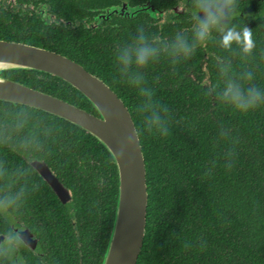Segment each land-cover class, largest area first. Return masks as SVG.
Here are the masks:
<instances>
[{
	"label": "trees",
	"instance_id": "1",
	"mask_svg": "<svg viewBox=\"0 0 264 264\" xmlns=\"http://www.w3.org/2000/svg\"><path fill=\"white\" fill-rule=\"evenodd\" d=\"M180 4L185 11H177ZM63 6L69 8L70 3ZM99 6L101 0H79L81 10ZM136 6L131 8L147 6L150 11H138L103 30L61 36L65 52L110 87L134 122L148 196L136 264H264V105L240 113L221 103L213 91L223 87L221 62L230 64L234 78L251 70L252 83L264 89V0H237L230 21L237 29L252 30L256 46L250 56L235 44L230 50L222 48L220 34L214 32L190 58L173 65L161 55L141 70L154 99L169 110L167 136L144 130L137 111L144 97L119 76L115 53L140 28L161 45L178 33L191 39L195 10L192 0H145ZM166 11L169 17L159 20ZM60 15L72 20L73 13L62 10ZM6 19L0 14V39L5 40ZM38 40L33 35L25 42L42 45ZM73 43L78 45L70 50ZM1 76L97 115L79 92L60 80L28 71ZM32 160L56 174L70 191L69 202L57 199L31 168ZM0 173V196L27 181L29 195L15 213L22 220L29 214L31 224L36 222L34 233L39 242L50 243L53 259L102 264L114 222L118 176L101 143L63 119L0 102ZM41 221L47 223L46 232Z\"/></svg>",
	"mask_w": 264,
	"mask_h": 264
},
{
	"label": "water",
	"instance_id": "2",
	"mask_svg": "<svg viewBox=\"0 0 264 264\" xmlns=\"http://www.w3.org/2000/svg\"><path fill=\"white\" fill-rule=\"evenodd\" d=\"M142 10L149 9L147 6L134 9L124 5L119 13L132 17ZM8 70H33L67 82L90 102L97 115L2 77L1 73ZM0 101L63 119L93 136L106 148L116 166L118 193L112 231L102 264H136L146 228V169L138 135L136 142L126 148L123 155L119 151L135 129L122 100L102 80L60 55L21 43L0 41ZM31 165L61 202L70 199L68 189L43 162L35 160ZM20 236L25 240L28 235L23 236L22 233ZM2 240L0 236V242Z\"/></svg>",
	"mask_w": 264,
	"mask_h": 264
},
{
	"label": "clouds",
	"instance_id": "3",
	"mask_svg": "<svg viewBox=\"0 0 264 264\" xmlns=\"http://www.w3.org/2000/svg\"><path fill=\"white\" fill-rule=\"evenodd\" d=\"M192 6L195 14L192 18L191 39L185 34L178 33L171 42L161 45L140 28L135 36L116 50L115 63L119 76L136 87L139 94L144 97L137 111L143 117L144 130L149 134L167 136L170 115L168 108L154 99L153 90L145 86L146 80L142 69L158 61L161 55L167 56L173 65L190 58L198 46L206 44L213 38L214 32L220 34V46L226 50L232 49L235 44L245 56H250L256 46L250 28L245 26L243 29H237L235 25L230 24L237 9V0H192ZM230 72V64L221 62L220 74L224 77L223 87L219 91L213 89L221 103L240 113H247L264 105V89L252 83L251 70L239 78H234ZM136 140L137 133L134 129L120 147L121 155ZM228 166L230 167L231 164ZM3 179L4 174L0 173V180ZM28 195L29 187L25 181L14 191L0 196V215L10 214L19 209ZM23 244L24 240L19 232L10 229L5 234V240L0 242V247L15 251Z\"/></svg>",
	"mask_w": 264,
	"mask_h": 264
},
{
	"label": "flooded vegetation",
	"instance_id": "4",
	"mask_svg": "<svg viewBox=\"0 0 264 264\" xmlns=\"http://www.w3.org/2000/svg\"><path fill=\"white\" fill-rule=\"evenodd\" d=\"M64 2L70 3V7H64ZM142 3L144 4L145 0H101V6L96 8L88 7L86 10H81L79 8V0H0V14H4V16L7 18L6 20H2V24L4 28H6L8 31V39H0V41L21 43L28 46L36 47L48 51L50 53L60 55L80 65L78 62L72 59V57L68 55L67 52H65L66 49L64 47L61 36L64 34L65 36L71 35L78 37L80 31L83 30L89 32L91 29L95 30L98 27H101L103 30L108 26H117L118 21L126 18L124 15L119 13L122 6L133 4L131 5V7H133L134 5L136 6V4H138L136 7H141ZM112 9H115V11H111ZM180 9L182 11H185V5L183 6V4H180L177 7V11ZM62 10H70L73 13L72 20H67L65 19V17L61 16L60 12ZM156 16H159V14H156ZM167 17H169V15L166 11L163 15L160 16L159 20L164 21ZM33 35L39 36L38 41L42 45L29 44L25 42L26 40L30 39ZM77 45V43H73L70 50H72V48L76 47ZM80 66L85 69L82 65ZM8 71L35 72L38 74H42V78L44 79L45 76H49L53 80H60L69 85L67 82L53 75L33 70ZM69 86L72 89L76 90L71 85ZM76 91L79 92L78 90ZM33 161L35 160L29 162L31 168L34 170L37 176L48 186V184L38 175L37 171L32 167L31 164ZM49 170L55 176V178L62 184L61 180L56 176V174L53 173L50 168ZM69 196L70 199L66 202H69L71 200L70 191ZM52 215L57 218V214ZM60 216H62V214H60ZM23 217L24 219L22 220L20 215L15 213V211L11 212L10 214L0 215V236L3 237V240L1 242L5 240V234L8 233L10 229L18 231L19 235L22 233L23 236L28 235L27 239L25 240V237H21L24 240V244L15 251H8L6 247H0V264H61V261H56V259H53L54 255L52 254L53 251L50 243L45 240H41L39 242L37 235L34 233L36 222L34 221L33 224H31V216L29 214H24ZM47 217H49V215ZM40 224L43 225L44 231L46 229L47 223L44 224L41 221Z\"/></svg>",
	"mask_w": 264,
	"mask_h": 264
}]
</instances>
